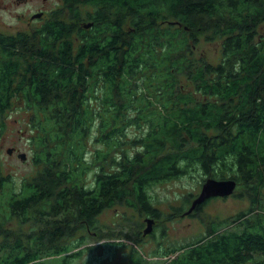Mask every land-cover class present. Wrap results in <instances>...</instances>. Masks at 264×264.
Segmentation results:
<instances>
[{
	"label": "trees",
	"instance_id": "1",
	"mask_svg": "<svg viewBox=\"0 0 264 264\" xmlns=\"http://www.w3.org/2000/svg\"><path fill=\"white\" fill-rule=\"evenodd\" d=\"M63 3L30 32H0V128L21 100L39 167L16 190L0 162V264H73V237L103 210L197 173L236 180L250 208L207 219L161 264H264V0ZM201 36L221 40L217 63L196 57ZM39 204L50 216L30 232L5 227Z\"/></svg>",
	"mask_w": 264,
	"mask_h": 264
},
{
	"label": "rangeland",
	"instance_id": "2",
	"mask_svg": "<svg viewBox=\"0 0 264 264\" xmlns=\"http://www.w3.org/2000/svg\"><path fill=\"white\" fill-rule=\"evenodd\" d=\"M63 0H31L29 2H19L18 0H0V32L4 33H17L20 31L30 32L33 25H41L42 21L33 20L32 25L28 22L33 12L44 10L45 18L52 17L55 13L63 14ZM83 10H90L87 5H82ZM64 15V14H63ZM91 20H86L81 23V27L89 29L84 26L85 23H89ZM91 28V27H90ZM262 36L264 35V24L260 27ZM198 47L195 50L196 57L203 55L209 62L217 63L221 57V40L220 41H208L204 36L200 37ZM186 83V82H184ZM29 113L22 107V101L18 100L17 104L9 112L6 119V125L1 130L0 128V162L2 165V171L5 176L11 180L12 185L16 190H19L25 179L34 177L39 167L34 161V147L31 144L30 138L32 132L29 124ZM16 147L20 152H26L28 158L26 161H22L17 153L14 155L8 154V149ZM202 173H197L194 177H183L176 180H169L158 184L154 187L153 191L156 193L163 205L161 208L168 211L167 205L169 203H176L177 208L181 207L183 195L194 193L197 196L201 190V186L198 183L202 180ZM12 188V186H11ZM264 192V191H263ZM8 189L4 194L0 195V217H4L8 205ZM194 198V197H193ZM192 198V199H193ZM191 199V200H192ZM190 200V201H191ZM251 202L248 198H241L237 196H230L227 199H215L212 200L207 206H205L195 216H182L177 215V218L168 222L167 235L171 242L177 246L186 244L187 242L196 239L205 233L206 227L205 221L210 218H220L221 220L230 219L250 208ZM262 205L264 206V197L262 198ZM49 205H38L33 215L27 223H23L22 226L17 219L9 221L5 226L9 228V231L30 232L35 228L34 223L49 218V211L47 210ZM188 208V207H187ZM186 208V209H187ZM43 210L46 214L41 216L39 211ZM257 209L252 211L250 215H254ZM101 219L107 223V226H103L101 233L105 234L104 229L107 228L112 235H108L105 239H100V243L108 241V244L103 246H97L96 249L87 250L84 249L87 245L97 244L94 238H89L87 244H84L82 249L77 247L73 248L72 252L84 250L79 258L73 259V264H130L126 258L125 252L122 249H114L119 241L127 242L132 245L131 248H136V242L132 235V231L137 226L142 228L141 218L135 211L127 208H121L117 211L109 209L104 212ZM117 232H119L117 234ZM108 234V233H107ZM145 244L142 248L147 254H149V264H155L158 261V255L155 254L156 247L152 238H146ZM10 244L6 239L0 236V247ZM129 246V245H128ZM139 248V247H138ZM141 253V252H140ZM2 254V253H0ZM49 260H56L53 257L47 258Z\"/></svg>",
	"mask_w": 264,
	"mask_h": 264
},
{
	"label": "flooded vegetation",
	"instance_id": "3",
	"mask_svg": "<svg viewBox=\"0 0 264 264\" xmlns=\"http://www.w3.org/2000/svg\"><path fill=\"white\" fill-rule=\"evenodd\" d=\"M18 1L19 2H29L31 0H18ZM46 12L47 11H44V10L33 12L28 23L32 25V22L35 19L42 21L45 18ZM38 13H42V16L38 18H33V16ZM12 148L14 149L10 155H14L15 153H17L18 155L20 153V150L18 148L16 147H12ZM208 178L210 177H207L206 179ZM237 194H239L238 190H237V193H233L230 196H237ZM230 196L212 197L206 201V204L204 205V207L207 206L212 200L220 199V198L227 199ZM195 197L196 196H194V198ZM145 198L146 200L144 202H139V203L137 202H133V203L122 202L121 203L120 202V203H117L113 207H108L105 210H103L98 216V220L96 221L95 219L94 221L96 225H94V223L91 226L87 225L88 235L73 237V242L78 246L77 248L82 249L83 245L87 244V241L89 240V238H94L97 244L87 245L85 246L84 249L92 250V249H96L97 246H103V245L108 244V241H104L103 243H100L102 239H105V237H107L108 235H112V234H109L111 232L108 231L107 228L104 229L105 234L101 233L103 226H107V223H105L104 220L101 219L102 215L104 214L105 211L109 209H113L117 211L121 208H127L129 210L135 211L142 221L141 222L142 228L140 229V227L137 226L136 229L132 231V235H131V237L135 239V242L137 244L136 245L137 249L131 248L132 245L128 244L127 242H122V241H119V243L116 244L114 249L118 248V249L124 250L123 252H125L126 258L129 260L130 264L135 263V261L133 260L134 257L138 259L140 258L142 260V264H149L150 263L149 254L145 252L142 246H144L146 238L147 239L152 238L154 240L153 242H155L156 244V247H158V249L155 250L156 251L155 254L158 255V261H155V264L166 263L167 261L173 259L175 256V251L178 246L175 243L171 242L168 236L166 237L168 233L167 225L169 221L176 219L178 214H181L182 216H187V215H184V212L189 209L191 204H189L186 210H183V212L180 211L178 213L176 203H169L166 206L168 208L167 209L168 211L163 210L160 206L163 204L160 202L158 195L154 192H148L147 194H145ZM192 200H191V203H192ZM204 207H202V209ZM196 209L189 215L192 216L194 214L195 216L197 213H199L198 211H196ZM118 233L119 232H117V234Z\"/></svg>",
	"mask_w": 264,
	"mask_h": 264
},
{
	"label": "water",
	"instance_id": "4",
	"mask_svg": "<svg viewBox=\"0 0 264 264\" xmlns=\"http://www.w3.org/2000/svg\"><path fill=\"white\" fill-rule=\"evenodd\" d=\"M42 13L35 14L33 18L41 17ZM93 25V22L85 23L84 26L86 28H90ZM14 148L8 149V154H11L13 152ZM18 157L22 161H26L28 158V155L26 152H20L18 154ZM237 186V182L234 179L227 178V179H216V178H208L206 181L202 184L201 190L199 194L192 200L191 206L188 210L184 212V215H189L195 209L205 203L208 199L212 197H227L234 193ZM150 230V229H149Z\"/></svg>",
	"mask_w": 264,
	"mask_h": 264
}]
</instances>
